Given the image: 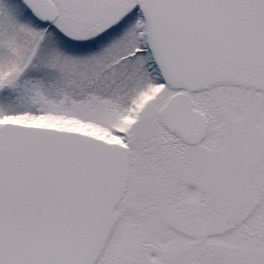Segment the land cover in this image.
<instances>
[{
	"label": "snow or ice",
	"instance_id": "6c2138e0",
	"mask_svg": "<svg viewBox=\"0 0 264 264\" xmlns=\"http://www.w3.org/2000/svg\"><path fill=\"white\" fill-rule=\"evenodd\" d=\"M0 264H264V0H0Z\"/></svg>",
	"mask_w": 264,
	"mask_h": 264
}]
</instances>
